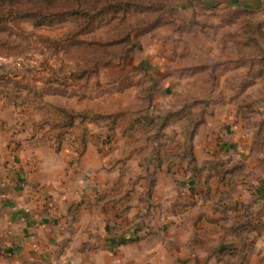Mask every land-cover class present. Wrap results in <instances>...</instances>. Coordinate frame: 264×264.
<instances>
[{
    "label": "rangeland",
    "instance_id": "1",
    "mask_svg": "<svg viewBox=\"0 0 264 264\" xmlns=\"http://www.w3.org/2000/svg\"><path fill=\"white\" fill-rule=\"evenodd\" d=\"M210 119L251 130L264 158V0H0V175L21 147L80 152L119 126L159 148L180 127L190 167ZM227 208L223 247L193 264H264V238L246 242L255 225Z\"/></svg>",
    "mask_w": 264,
    "mask_h": 264
},
{
    "label": "crops",
    "instance_id": "2",
    "mask_svg": "<svg viewBox=\"0 0 264 264\" xmlns=\"http://www.w3.org/2000/svg\"><path fill=\"white\" fill-rule=\"evenodd\" d=\"M236 126L210 119L196 127L190 167L180 127L161 148L126 126L109 144L89 139L80 152L21 147L0 175V264H193L209 245L223 247L227 207L228 219L255 225L246 242L258 244L264 158L253 132ZM225 192L230 198L220 201Z\"/></svg>",
    "mask_w": 264,
    "mask_h": 264
}]
</instances>
